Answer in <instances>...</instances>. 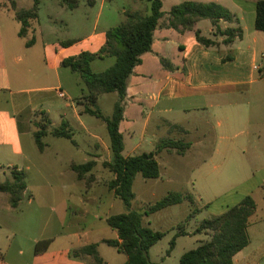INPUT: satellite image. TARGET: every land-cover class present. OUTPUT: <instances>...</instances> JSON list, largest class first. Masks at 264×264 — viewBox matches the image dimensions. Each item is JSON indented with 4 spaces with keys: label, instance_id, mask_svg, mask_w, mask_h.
Here are the masks:
<instances>
[{
    "label": "crops",
    "instance_id": "0c3cea01",
    "mask_svg": "<svg viewBox=\"0 0 264 264\" xmlns=\"http://www.w3.org/2000/svg\"><path fill=\"white\" fill-rule=\"evenodd\" d=\"M13 1L16 3L17 10H29L34 5L33 0L31 7L20 8L17 2ZM105 1L101 0L100 11L104 10ZM146 1H133L135 4L134 13L140 12L142 7L139 3L144 4ZM184 1L213 2L229 10L232 8L231 6H234L235 9L231 12L237 16L239 23L221 21L218 23V28L224 31L228 28L240 27L243 31L242 38H237L230 44H224L225 36L219 34L215 36L217 28L207 19L197 22L193 30L178 31L173 29L169 24V13L174 6ZM257 1L162 0L164 15L154 31L152 44V50L155 45L158 48L156 50L158 52L157 62L161 70L159 85L155 90H150L144 85V82H138L140 76H145L144 73L136 70L143 66L141 61L134 70L135 80L138 84L134 87L131 86L132 77L128 81L123 120L120 123L123 142H125V135L131 140L134 138L136 125L141 117L145 118L141 127V135L145 137L154 112L167 113L175 110L189 114L188 116L191 115V122L186 121L181 125L178 123L176 127L182 131L186 130L193 137V142L188 151H196L194 156L198 158V162L192 170L201 176L198 177L197 175L195 183L197 181L200 183L202 180L205 184L212 185L214 182L220 181V176L242 174L248 170L264 174V153L257 148L254 152L247 153L246 149L250 140L247 131L250 124L257 120L258 115L251 121V117L247 113L248 110H246L247 105H238V103L230 102L228 99L229 96L248 93L251 90L253 81L249 78L246 79L247 75L245 74L247 72L242 74L244 73L242 61L245 60L246 56H250L251 61L254 62L259 56L258 49L264 47V32L255 29ZM0 2H2L3 8L7 9L8 16H11L19 24L16 34L11 38L7 39L4 33L1 36L4 39V44L7 45V50L3 48L0 54V146L11 148L15 154L24 156L23 137L29 135L33 138L31 127L34 112L44 110L51 118L54 110H62V116H64V110L69 109L72 110L73 116L82 130L97 140L95 145L91 147L93 154H87L94 156L93 151L96 150L99 139L95 134H90L89 129L84 127L81 119L83 104L80 103V100L87 93L86 85L81 75L63 67L62 61L66 58L76 57L83 52L95 53L105 45L106 33L109 29L100 34L92 33L83 38H73L57 43L43 42L45 35L56 31L52 25L53 20L47 21L43 29L38 17L31 22L26 35L19 36L21 23L16 19L15 11L7 0H0ZM80 4L81 0H79L77 7L69 9L63 0L58 1V5L69 10L77 9ZM97 4L98 0H95L94 5L89 6L95 7ZM144 7L145 10L149 9L150 13V3L148 8L146 4ZM197 30L201 32L202 36L216 41L217 45L206 47L199 43L195 34ZM31 40H33V44L28 46L27 43ZM40 42L42 55L40 59H35L32 51ZM67 42L70 44L65 45ZM12 43L15 44V48H11ZM243 44H246L247 47H244ZM166 45H170L171 48H175L177 53L179 52L176 54V59L167 53ZM8 46L11 53H8ZM227 53L236 59L239 68H236L235 72L241 70L240 77L237 74L234 79H231L228 75L232 62L223 63V58L226 57ZM147 54L149 52L143 54V57ZM161 59L168 60L174 69H165ZM9 60L12 61V69L6 65ZM35 60L39 62L40 70L34 71L32 69ZM93 63L94 61L91 63V67ZM3 96L4 99H2ZM147 98L153 101L152 107L143 103ZM3 104L4 107H2ZM145 110H148V113H145ZM127 111H130V115L125 117ZM150 114L152 115L150 116ZM63 120L66 119L61 118V122ZM66 121L69 122V120ZM123 125L125 126L122 132ZM243 128L245 134H243ZM211 132L214 135H211ZM155 134L157 136L158 130L153 131V135ZM179 134L175 136L180 137ZM241 136L243 138L237 141ZM141 145L142 141L139 140L134 145L132 143L131 149L126 151L124 144V156L140 155L141 153L136 152ZM162 152L170 155V152ZM171 155L184 157L186 153L184 156L174 152ZM18 170L21 169L18 168ZM161 176L162 174H160ZM261 183L262 185L258 187H262V193L258 198L255 196V191H248L246 188L242 189L241 193L231 194L235 197H231L216 207L217 210L219 209V215H221L228 208L239 204L248 195L252 196L256 203V210L249 218L247 228L250 243L234 256L233 264H264V179ZM235 185L237 187L232 191L238 192L237 188L242 184L239 182ZM100 201L94 198L79 200L76 204L79 209H72L65 205L63 210L65 222L63 221L64 223L56 235L50 234L32 238L33 240L30 239L27 243L21 241V236L11 235L8 238L11 239V242L0 249V264H92L93 259L90 256L75 257L73 255L74 250L91 243H98V253L105 264H124L127 261V256L104 243V240L117 239L118 233L107 224L106 219L110 213H104V211L94 213L92 208L100 205ZM52 213L55 214L56 210L52 209ZM91 219L93 221L90 223ZM97 221L104 223L102 230L108 231L107 226L111 229L110 238L97 236L95 241H91L90 236L95 231ZM66 234L68 237L76 238L79 244L61 240V237L66 238ZM82 238L88 241L80 243ZM12 243L13 247L11 246ZM105 246L107 248H104ZM108 248L112 250H108Z\"/></svg>",
    "mask_w": 264,
    "mask_h": 264
},
{
    "label": "rangeland",
    "instance_id": "374dc122",
    "mask_svg": "<svg viewBox=\"0 0 264 264\" xmlns=\"http://www.w3.org/2000/svg\"><path fill=\"white\" fill-rule=\"evenodd\" d=\"M15 1L20 8H29L33 4V0ZM58 1L60 0H40L38 11L40 25L44 29L46 22L51 19L53 20L52 25L56 29L52 34L50 32V34L45 35L43 42L57 43L73 38H83L92 33L100 34L103 31L117 27L126 21V13H134L135 4L133 1L137 0H106L103 11H100L101 0H98V4L95 7L87 5L86 0H81L80 6L75 10L62 8L58 5ZM1 4L2 2H0V54L3 48L7 50V45L4 44V39L1 38L3 33L7 36V39L11 38V36L16 34L19 26L17 21L8 16L7 9L3 8L4 6ZM139 4H141L142 8L137 13L140 16L148 15L149 9L145 10L144 4L148 8L149 2L146 1L144 4ZM231 7L230 11L233 12L235 7ZM166 46L168 48L167 53L176 59V54H179V52L177 53L175 48H171L170 45ZM243 46L247 47L246 44H243ZM8 48V53H11L9 46ZM11 48H15L14 43L11 44ZM100 49L96 52L100 51ZM157 49V45H155L153 50L151 48L149 54L144 57L142 55L143 66L136 69L138 72L145 74L144 77L140 76L138 82H144V85L149 87L150 90H155L158 87L161 74L157 62ZM32 53L35 59L41 58V42L34 48ZM258 53L259 56L254 62L251 61L250 56H246L245 60L242 61L244 73L241 70L235 72L239 66L234 56L228 55L230 53H227L226 57L224 56L223 58V63L232 62L228 73L231 79H234L237 74L240 77V73L245 74L247 72L245 74L247 75L246 79L249 78V80L253 81L251 90L248 93L228 97L230 102L238 103V105H247L246 110H248L247 113L251 117V121L258 115L257 122H252L247 131V136H250L246 148L247 153L254 152L256 148L264 153V47H260ZM115 61V57L96 59L91 69L95 73L103 72L112 67ZM238 64L240 63L238 62ZM6 65L9 69H12V61L9 60ZM33 65L32 69L34 71L41 69L39 62L36 60ZM254 66L257 69H254ZM131 77V86L134 87L138 84L135 80V71H133L130 79ZM2 99H4V96ZM117 99V93L99 96L97 106L104 116L112 115L114 103ZM145 101L143 103L146 106H153V101L149 100V98ZM80 103L83 104L82 110H84L86 102L81 99ZM2 107H4V104ZM38 112H34L32 117L33 125L31 130L33 131V136L38 130L37 123L41 120V115ZM129 112L125 113V117L130 115ZM145 113H148V110H145ZM62 115V110H54L52 112L51 126L47 136L43 139L47 144L44 153L38 151L32 136L30 137L29 135L23 137L25 145L24 156L15 154L11 148L0 146V182L11 181L12 170L19 168L25 171L27 183V191L17 208L10 206L8 194L0 193V249L11 242V239L8 238L13 234L21 236V241L26 243L32 238L50 234L56 235L65 222L63 220L64 206L68 205L72 209H79L76 207L79 200L89 198L101 200L100 205L92 208L94 213H102L104 211V213H110L109 216H111L127 211L124 203L116 198L107 186L108 182L114 178V175L103 166L104 162L112 160V154L109 149V135L105 123L94 116L81 115L84 127L89 129L90 134H95L99 139L97 148L93 151L94 156H88L91 155V147L95 145L97 140L82 130L74 118L72 110L66 109L64 110V116ZM188 115L175 110L167 113L154 112L145 137L141 135V127L145 118L141 117V120L136 125L137 129L134 138L131 140L125 135V150H130L132 143L134 145L139 140L142 141V145L136 153L155 152L157 145L167 139L192 143L193 137L186 130L182 131L176 127L178 123L181 125L186 121L191 122V115ZM61 118L69 120L73 129L72 139L75 143L65 138L54 137L51 134L53 129L60 126ZM212 122H214L213 119ZM124 126H122V132ZM156 130H158L157 136L156 134L153 135V131ZM178 133H180V137L175 136ZM245 133L244 130L243 134ZM211 135L214 134L211 132ZM242 138L243 136L239 137L237 141ZM173 152L177 154L175 151H170V155L165 152L156 154L160 166V174H162L159 179H144L138 176L133 184L135 197L131 204V210L144 212L150 205L165 197L169 192H179L185 195L193 194L196 198L194 203L185 200L181 204L167 207L144 217L143 224L146 227L155 231L166 232L165 237L151 247L149 251V258L152 264H179L180 258L185 252L195 249L201 243L207 241L209 238L206 235L194 234L195 228L202 220L219 215V209L217 210L216 207L223 204L226 200L228 201L231 197H235L231 194L241 193L242 189L246 188L248 191H255L257 198L262 193V187L258 186L262 185L261 181L264 179V174L254 170H248L242 174L220 176V181L214 182L212 185H207L202 180H200V183L198 181L195 183L197 175L201 177L192 170L193 166L198 162V158L194 156L196 151L187 150L186 155H183L184 157L171 155ZM90 160H95L96 165L91 173L86 175V180L91 177L93 181L88 187L85 184L86 180H77L76 173L71 170V165L83 164ZM239 182L242 184L237 188L239 191H232L237 187L235 184ZM52 209L56 210L55 214L52 213ZM197 210L200 211L195 214ZM92 221L93 219L90 220V223ZM180 223L184 224L183 231L189 234L178 237L175 247L170 250V242L179 231L178 224ZM103 224V222L97 221L95 231L90 236L91 241H95L97 236L111 237V229L106 225L108 231L102 230ZM65 236L66 238L63 239L61 237L60 239L69 243L79 244L73 236L68 237V234ZM86 241L88 240L82 238L80 243H85ZM11 246H14L13 243ZM104 248H107V246ZM108 250L112 249L108 248ZM91 263L94 264L93 262Z\"/></svg>",
    "mask_w": 264,
    "mask_h": 264
},
{
    "label": "trees",
    "instance_id": "16d2710c",
    "mask_svg": "<svg viewBox=\"0 0 264 264\" xmlns=\"http://www.w3.org/2000/svg\"><path fill=\"white\" fill-rule=\"evenodd\" d=\"M15 11L16 19L21 23L19 36L26 35L31 22L39 17V0H34V5L29 10H17L13 0H7ZM150 3V13L140 16L138 13H126V21L114 27L106 33V43L96 53L83 52L76 57L66 58L62 66L72 72L79 73L86 85L87 93L81 98L84 104L83 114H88L102 120L109 135V149L112 160L103 163V166L114 175L107 184L109 191L121 200L127 208L124 213L109 216L106 221L108 226L117 231L118 238L104 240L109 247L127 256L124 264H152L149 258L151 247L157 244L166 235L164 231H155L143 225L145 216L156 213L167 207L178 205L185 200L194 203L192 194L169 192L165 197L150 205L147 210L140 212L131 210L134 200L133 184L136 177L144 179H157L160 177V166L156 154L162 151H175L183 156L190 148L191 143L181 140L167 139L161 141L155 152L141 153L136 156L125 157L123 155L124 142L120 131V123L123 120L125 99L130 76L136 66L141 63L143 54L151 51L154 31L159 20L163 17L162 0H147ZM69 9L78 6L79 0H63ZM88 5H94L95 0H86ZM210 20L216 27L215 36H225L224 44H230L235 39H241L243 31L240 27L221 30L218 23L221 21L239 23V19L228 8L217 3H201L184 1L174 6L169 13L170 26L178 31L193 30L195 24L201 20ZM255 29L264 32V0L256 2ZM197 41L209 47L217 45L216 41L206 38L197 30ZM33 44V40L27 43ZM70 42L65 43L69 45ZM115 57L116 61L109 69L95 73L91 69V63L96 59ZM165 69L173 70V65L166 59H161ZM117 93L118 100L114 104L111 116H104L97 106L98 98L102 94ZM41 120L38 121V130L33 139L40 153H43L47 144L43 141L51 126V118L47 112L40 110ZM57 138H65L73 143V129L70 123L63 120L58 128L51 131ZM96 165L95 160L83 164H72L71 170L76 173L78 181L86 180V175L91 173ZM12 180L0 182V193L9 195V203L12 208H17L27 191L26 173L24 170L13 169ZM92 178L86 180L89 187ZM256 210V203L252 196L248 195L243 200L219 216L202 220L195 228L194 234H204L209 239L195 249L185 252L179 264H233L234 256L247 247L250 239L247 233L249 218ZM200 211L197 210L195 214ZM194 214V215H195ZM193 215V216H194ZM192 217V216H191ZM183 223L178 224L179 231L170 242V250L176 245V239L185 236ZM169 250V251H170ZM168 251V253H169ZM75 257L90 256L94 264H105L99 256L98 243L88 244L78 250H74Z\"/></svg>",
    "mask_w": 264,
    "mask_h": 264
}]
</instances>
